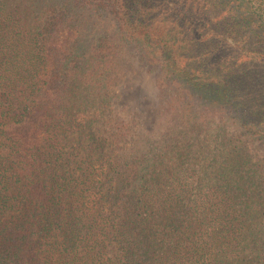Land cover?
Segmentation results:
<instances>
[{
    "label": "trees",
    "instance_id": "trees-1",
    "mask_svg": "<svg viewBox=\"0 0 264 264\" xmlns=\"http://www.w3.org/2000/svg\"><path fill=\"white\" fill-rule=\"evenodd\" d=\"M74 9L110 13L158 72L173 124L155 145L112 114L113 43L83 51ZM248 141L264 0H0V264H264Z\"/></svg>",
    "mask_w": 264,
    "mask_h": 264
},
{
    "label": "rangeland",
    "instance_id": "rangeland-1",
    "mask_svg": "<svg viewBox=\"0 0 264 264\" xmlns=\"http://www.w3.org/2000/svg\"><path fill=\"white\" fill-rule=\"evenodd\" d=\"M74 12L83 51H88L98 36H106L113 43L109 53L112 80L108 86L113 96L112 114L124 122H131L132 132L136 129V134L142 137L141 144L152 142L155 145V141L173 124L164 111L165 96L157 83L158 72L139 60L135 48L119 41L115 20L110 13L88 9H74ZM228 128L236 135L240 133L234 126L228 125ZM146 133L148 140L145 139ZM247 146L261 159L264 170V146L259 141H248Z\"/></svg>",
    "mask_w": 264,
    "mask_h": 264
}]
</instances>
